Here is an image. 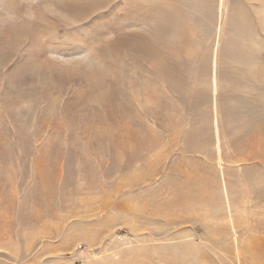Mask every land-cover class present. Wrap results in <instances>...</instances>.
Segmentation results:
<instances>
[{"label":"rangeland","instance_id":"rangeland-1","mask_svg":"<svg viewBox=\"0 0 264 264\" xmlns=\"http://www.w3.org/2000/svg\"><path fill=\"white\" fill-rule=\"evenodd\" d=\"M0 0V264H264V0Z\"/></svg>","mask_w":264,"mask_h":264},{"label":"bare ground","instance_id":"bare-ground-1","mask_svg":"<svg viewBox=\"0 0 264 264\" xmlns=\"http://www.w3.org/2000/svg\"><path fill=\"white\" fill-rule=\"evenodd\" d=\"M221 2H222V0H220V4L222 5V3H221Z\"/></svg>","mask_w":264,"mask_h":264}]
</instances>
